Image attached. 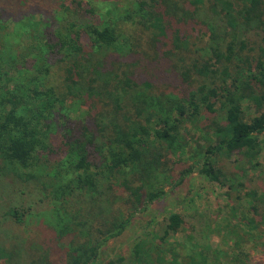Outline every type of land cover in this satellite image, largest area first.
<instances>
[{"label": "trees", "instance_id": "16d2710c", "mask_svg": "<svg viewBox=\"0 0 264 264\" xmlns=\"http://www.w3.org/2000/svg\"><path fill=\"white\" fill-rule=\"evenodd\" d=\"M108 1L54 2L55 11L66 16L64 25L47 3L34 10L33 16L45 17L32 32L38 45L20 54L0 40V184L35 186L41 202L51 204L44 215L55 232V245L33 238L7 246L0 240V262L98 264L103 247L125 231L136 212L164 196L162 190L147 193L145 184L150 176L170 172L172 154L185 147L182 128L210 113L214 141L185 175L229 182V215L218 228L233 235L229 262L254 264L243 247L248 241L263 244L264 185L248 176L246 166L258 164L264 137V0H128L118 19L115 3ZM3 12L0 22L14 21ZM133 57L152 65V78L135 73ZM69 102L87 103L86 118L75 126L65 122L64 134L52 137V118L65 119ZM245 102L253 114L247 115ZM225 156H235L227 173L217 162ZM119 189L129 209L123 218L117 215L124 209L114 205ZM242 200L250 217L239 214ZM29 212L13 205L4 215L19 223ZM183 225L180 215L171 214L167 229L177 234ZM188 243L156 248L143 238L129 259L207 264L203 251L200 259L194 256L196 241ZM109 264L127 263L120 256Z\"/></svg>", "mask_w": 264, "mask_h": 264}, {"label": "rangeland", "instance_id": "374dc122", "mask_svg": "<svg viewBox=\"0 0 264 264\" xmlns=\"http://www.w3.org/2000/svg\"><path fill=\"white\" fill-rule=\"evenodd\" d=\"M58 0H0V9L8 19L14 21H1L0 22V40L5 42L9 47L15 51L20 52L38 45L34 35L38 32V27L35 23H44L45 17L36 14L32 15L34 10L46 8V3L51 8L54 2ZM50 4H49V3ZM108 2L115 3L113 10L116 18H122L124 14L123 4L128 0H109ZM93 3H98V0H93ZM109 5H111L109 3ZM74 6V5H73ZM34 7V9H32ZM74 8H76L74 6ZM56 12L55 8L49 10V13ZM62 20V24H66V16L61 12L56 14ZM68 16H70L68 14ZM117 18V19H118ZM43 28L41 27L40 30ZM39 30V31H40ZM48 31V30H47ZM48 33V32H47ZM199 29L194 30L192 42H196L199 36ZM197 47L199 44L197 43ZM204 55V52H201ZM133 62L137 66L135 73L138 72L146 77L152 78V65L147 61L137 62V57H133ZM160 72H163L160 71ZM159 73V72H158ZM158 73L156 75H158ZM155 75V76H156ZM164 82L169 83L167 78L163 79ZM178 83L177 78H170ZM180 82V81H179ZM175 83V85L177 84ZM247 115L254 112V107L251 104L243 103ZM87 103L79 105L69 102L65 111H62L65 119L55 115L52 118L53 128L52 137H58L65 132V122L75 126L79 121L85 120ZM218 109L220 105L216 106ZM212 114L202 113V116L196 123L187 124L182 128L181 145H185L184 149L176 154H172L168 169V174L161 173L158 175L148 177L145 184V191L152 193L156 191H163L164 196L151 202L148 206L136 212L131 222L125 231L117 238L110 240L101 250L100 259L98 264H109L110 261L123 256L126 258V263L131 264L129 256L135 243L143 238L154 241L156 248L161 244H167L179 241L186 243L190 247L191 241H196L200 248L195 251V258L200 259L198 253L205 254L207 264H231L229 260L234 256L233 246L234 240L232 232L223 234L219 231V226L224 227L228 219L229 203L226 198V193L231 190L227 189L229 182L222 178L221 184L213 182L208 178L193 172L185 175V171L190 167L197 168L203 158V151L208 142L214 141L212 130L208 129L209 117ZM65 127V128H62ZM213 140V141H212ZM260 141V154L258 156V164L254 168L246 166L249 177H258L259 182L257 185H264V137L259 138ZM235 156H225L218 159L219 166L222 167L224 172H229L232 169ZM200 161V162H199ZM232 163V164H231ZM0 180H2L0 178ZM6 184V186H4ZM264 187V186H263ZM145 192V193H146ZM232 192V191H231ZM116 200L114 205L117 209H124L122 214L117 215L121 218L129 214L128 205L123 202L121 196L126 198L121 189L116 191ZM121 195V196H120ZM41 196L35 186L31 185H10V182H3L0 184V240L7 246L15 242L25 243L33 241H42L48 245L54 242L55 232L52 227L47 225L46 217L44 214L48 213L51 206L50 203L41 202ZM147 202V199L146 201ZM16 205L20 209H28L30 212L26 215L23 222L16 223L14 219H9L4 215V212L9 206ZM228 206V207H227ZM242 207V208H241ZM239 214L250 217L249 212H246V201H241ZM171 214H178L184 220L183 228L177 234H173L167 229L169 217ZM213 224V230L209 231L208 226ZM34 238V239H33ZM33 239V240H31ZM163 239V241H162ZM194 239V240H193ZM166 246V245H165ZM264 241L260 246L259 244H251L246 242L243 247V255L249 253L250 262L256 264L257 260H262L264 264ZM197 248V247H196ZM202 249V250H201ZM188 252V251H187ZM55 260L61 256V251L55 246L52 251ZM252 256H255L252 260ZM171 258V257H170ZM170 258L164 256L163 260L170 262ZM180 259L176 263L180 264ZM183 262V261H182ZM187 264H193L186 259ZM0 264H3L0 262ZM173 264V262H170Z\"/></svg>", "mask_w": 264, "mask_h": 264}]
</instances>
